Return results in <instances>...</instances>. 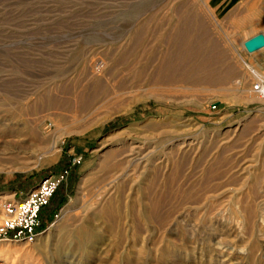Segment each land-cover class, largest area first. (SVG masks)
<instances>
[{
  "label": "rangeland",
  "instance_id": "1",
  "mask_svg": "<svg viewBox=\"0 0 264 264\" xmlns=\"http://www.w3.org/2000/svg\"><path fill=\"white\" fill-rule=\"evenodd\" d=\"M211 2L0 0V198L66 172L0 264H264V214L237 211L264 168L244 65L264 74V56H239L238 18Z\"/></svg>",
  "mask_w": 264,
  "mask_h": 264
},
{
  "label": "built area",
  "instance_id": "2",
  "mask_svg": "<svg viewBox=\"0 0 264 264\" xmlns=\"http://www.w3.org/2000/svg\"><path fill=\"white\" fill-rule=\"evenodd\" d=\"M66 172L49 175L18 200L0 198V238L5 241L32 243L41 230L39 215L47 207L59 185L65 180Z\"/></svg>",
  "mask_w": 264,
  "mask_h": 264
},
{
  "label": "bare ground",
  "instance_id": "3",
  "mask_svg": "<svg viewBox=\"0 0 264 264\" xmlns=\"http://www.w3.org/2000/svg\"><path fill=\"white\" fill-rule=\"evenodd\" d=\"M190 2V1H189ZM192 2V1H191ZM210 8V7H209ZM211 9V8H210ZM179 46V45H178ZM193 51V50H192ZM191 51V52H192ZM175 53V52H174ZM194 55V53H193ZM172 56V55H171ZM176 56V55H175ZM189 56H192V53L190 55L189 53ZM204 62V61H203ZM209 61H206V63H204V65L201 66V68H205V65L208 64ZM244 65L250 69V72L253 74L254 78L257 80V86H255V90L253 88V91L256 93V94H259L260 96H264V74L262 73H259L255 68L249 66L247 63L244 62ZM196 66V65H195ZM193 72V71H192ZM258 91V92H257ZM258 95V96H259ZM29 112V111H28ZM29 114V113H28ZM32 114V112H31ZM39 114V113H38ZM28 116V115H27ZM30 118H31V115H29ZM28 120V119H27ZM41 120V119H40ZM26 124L28 125L26 128L25 127H21L20 124L16 123L12 126H8L7 130L9 132L10 135H14V136H19V135H34V132L38 130V124H39V121L38 120H30L29 122H26ZM25 131V133H24ZM37 136V135H36ZM39 136V135H38ZM23 138V137H22ZM40 139V138H39ZM35 140V138H34ZM17 141V140H16ZM262 141V140H260ZM259 141V142H260ZM27 142H22L21 143H16V142H13L12 143V148L16 149V148H19V147H25L24 145H26ZM35 143V142H34ZM33 144V143H32ZM31 144V145H32ZM37 144V143H36ZM34 147V146H32ZM35 148V147H34ZM260 148V147H259ZM24 149V148H23ZM26 149V148H25ZM32 150V149H31ZM36 151V150H35ZM259 152V151H258ZM17 153V152H16ZM58 153L59 151H53V158L56 159L58 157ZM243 155V154H242ZM264 158V157H263ZM59 160V159H58ZM259 160V159H258ZM263 163H264V159L262 160ZM261 164V163H260ZM17 165V164H15ZM262 165V164H261ZM263 166V165H262ZM261 166V167H262ZM24 167V166H23ZM128 168V166H127ZM248 168V167H247ZM262 168H260L261 170ZM259 171V170H258ZM257 173V172H256ZM85 176V175H84ZM260 182H259V187L256 189V190H252V195L250 196L249 200H244V193L240 190V188L237 190L238 191V199L240 198V201L238 203V212L240 213V216L242 218L245 219L246 223H249L250 225H254L255 224V221L256 219H258L259 217H262L263 214H264V168L262 169L261 173H260ZM83 179V178H82ZM177 181V180H176ZM228 182V181H227ZM247 182V181H245ZM111 184V183H110ZM226 184V183H225ZM220 185V188H221V184ZM219 185L217 187H219ZM238 185V184H237ZM247 185V184H245ZM235 187V186H234ZM238 187V186H237ZM81 188V187H80ZM79 188V189H80ZM146 188V187H145ZM245 188V186H244ZM243 188V189H244ZM254 188V187H253ZM98 189V188H97ZM100 189V188H99ZM143 190V189H142ZM145 190V189H144ZM147 190V189H146ZM220 190V189H219ZM218 190V191H219ZM104 191V189H103ZM139 191V190H138ZM212 190H210L211 192ZM127 192V191H126ZM140 192V191H139ZM188 192V191H187ZM209 192V190L207 191ZM105 193V192H104ZM147 193V192H146ZM184 193V191H183ZM199 193V192H198ZM212 193V192H211ZM226 193V192H225ZM186 194V193H185ZM209 194V193H208ZM224 194V193H223ZM100 195V194H99ZM103 195V194H102ZM139 195V194H138ZM141 195V194H140ZM151 195V194H150ZM196 195V194H195ZM195 195L193 197H195ZM230 195V194H229ZM247 195V194H246ZM119 196V195H118ZM197 196V195H196ZM202 196V195H201ZM216 196V195H214ZM221 195H219L220 197ZM232 196V195H231ZM249 196V195H247ZM246 196V197H247ZM147 197V196H146ZM245 197V198H246ZM98 198V197H97ZM100 198V197H99ZM141 198V196H140ZM201 198V197H200ZM146 199V198H145ZM196 199V198H195ZM224 199V198H223ZM116 200V199H115ZM219 200V199H218ZM216 201V200H214ZM95 202V201H94ZM115 202V201H114ZM149 202V201H148ZM118 203V202H116ZM212 203V201H211ZM109 204H110V201H109ZM213 204V203H212ZM111 205V204H110ZM119 205V203H118ZM228 205V204H227ZM108 206V205H107ZM112 207V206H111ZM110 207V208H111ZM108 208V207H107ZM118 208V207H116ZM112 209V208H111ZM106 210V209H105ZM116 210V209H115ZM120 210V209H119ZM210 210V209H209ZM111 211V210H110ZM113 211V210H112ZM111 211V212H112ZM232 211V210H231ZM113 214V213H112ZM111 214V215H112ZM107 217V216H106ZM261 219V218H259ZM262 220V219H261ZM112 221V220H111ZM260 221V220H259ZM39 237V236H38ZM62 240V239H61ZM97 245V244H96ZM100 246V245H99ZM44 248V247H43ZM98 253V252H97ZM91 254V253H90ZM71 255V254H70ZM67 256V255H66Z\"/></svg>",
  "mask_w": 264,
  "mask_h": 264
},
{
  "label": "crops",
  "instance_id": "4",
  "mask_svg": "<svg viewBox=\"0 0 264 264\" xmlns=\"http://www.w3.org/2000/svg\"><path fill=\"white\" fill-rule=\"evenodd\" d=\"M211 2V8L216 13H223L224 17H237L239 20V33L242 43L239 46V56H264V46L248 52L244 43L256 35L264 37V0H208ZM244 20V25L242 24ZM244 33V35H243ZM241 47V48H240ZM64 172V171H61ZM55 172L50 175L59 174ZM23 192H20L21 194ZM16 195V194H15ZM15 197V196H14ZM15 199V198H14ZM43 208L40 212L39 219L42 221Z\"/></svg>",
  "mask_w": 264,
  "mask_h": 264
},
{
  "label": "water",
  "instance_id": "5",
  "mask_svg": "<svg viewBox=\"0 0 264 264\" xmlns=\"http://www.w3.org/2000/svg\"><path fill=\"white\" fill-rule=\"evenodd\" d=\"M264 46V37L256 35L244 43V47L248 52H253Z\"/></svg>",
  "mask_w": 264,
  "mask_h": 264
},
{
  "label": "trees",
  "instance_id": "6",
  "mask_svg": "<svg viewBox=\"0 0 264 264\" xmlns=\"http://www.w3.org/2000/svg\"><path fill=\"white\" fill-rule=\"evenodd\" d=\"M42 229H43V228H42ZM42 229H41V230H42Z\"/></svg>",
  "mask_w": 264,
  "mask_h": 264
}]
</instances>
